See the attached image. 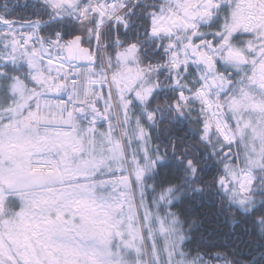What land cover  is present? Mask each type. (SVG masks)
I'll return each instance as SVG.
<instances>
[{"label": "snow or ice", "instance_id": "snow-or-ice-1", "mask_svg": "<svg viewBox=\"0 0 264 264\" xmlns=\"http://www.w3.org/2000/svg\"><path fill=\"white\" fill-rule=\"evenodd\" d=\"M0 264H264V0H3Z\"/></svg>", "mask_w": 264, "mask_h": 264}, {"label": "trees", "instance_id": "trees-1", "mask_svg": "<svg viewBox=\"0 0 264 264\" xmlns=\"http://www.w3.org/2000/svg\"><path fill=\"white\" fill-rule=\"evenodd\" d=\"M3 2V0H0V3H2Z\"/></svg>", "mask_w": 264, "mask_h": 264}]
</instances>
